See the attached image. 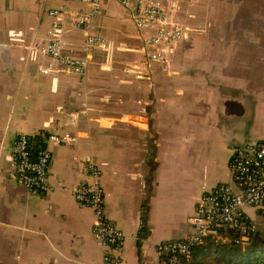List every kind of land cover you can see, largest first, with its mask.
<instances>
[{"label":"crops","instance_id":"0c3cea01","mask_svg":"<svg viewBox=\"0 0 264 264\" xmlns=\"http://www.w3.org/2000/svg\"><path fill=\"white\" fill-rule=\"evenodd\" d=\"M159 1L178 40L147 46L156 30L104 0L90 22L99 47L72 21L90 4L0 0L1 264H102L93 212L71 192L88 157L106 215L124 232L125 264H160L156 244L188 234L201 194L231 183L232 146L264 140V0ZM52 38L88 58L83 75L42 72ZM62 132L74 140L48 143L52 189L27 190L14 177L13 140L24 133L36 147ZM248 211L263 230L264 217Z\"/></svg>","mask_w":264,"mask_h":264},{"label":"built area","instance_id":"2783aa9c","mask_svg":"<svg viewBox=\"0 0 264 264\" xmlns=\"http://www.w3.org/2000/svg\"><path fill=\"white\" fill-rule=\"evenodd\" d=\"M92 6V12H76L73 24L84 30L87 46L105 47L102 36L90 32L92 13L104 0H81ZM137 28H154L153 35L144 38L147 46L178 40L181 27L170 20L159 0H117ZM53 16L61 10L49 12ZM60 24L53 22L50 33ZM42 50L51 59L42 72L48 74L65 70L83 75L88 58L76 55L72 50H63L58 38L48 40ZM160 53V52H159ZM156 53L155 57L160 54ZM55 62L59 67L55 66ZM74 140L68 132L49 133L39 146H33L31 138L19 134L11 144L14 160V177L27 190L46 193L52 189L48 177L51 161L49 142L67 144ZM86 178L71 187L77 203L89 207L93 212L92 235L102 248V264H125L120 253L125 243L124 232L106 215L105 192L101 182V170L90 157L84 161ZM231 183H220L201 194L194 212L187 221L192 230L182 238L158 242L155 246L160 264H185L192 250L199 244L228 242L244 243L256 229L252 209L264 217V140L246 142L232 146L228 159ZM1 264V263H0Z\"/></svg>","mask_w":264,"mask_h":264},{"label":"trees","instance_id":"16d2710c","mask_svg":"<svg viewBox=\"0 0 264 264\" xmlns=\"http://www.w3.org/2000/svg\"><path fill=\"white\" fill-rule=\"evenodd\" d=\"M185 264H264V229L253 230L244 243L199 244Z\"/></svg>","mask_w":264,"mask_h":264}]
</instances>
